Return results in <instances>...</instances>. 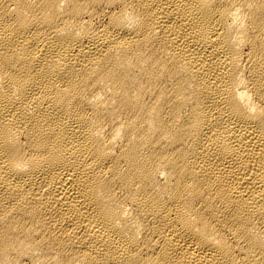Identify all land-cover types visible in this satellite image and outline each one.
Wrapping results in <instances>:
<instances>
[{
	"label": "bare ground",
	"instance_id": "6f19581e",
	"mask_svg": "<svg viewBox=\"0 0 264 264\" xmlns=\"http://www.w3.org/2000/svg\"><path fill=\"white\" fill-rule=\"evenodd\" d=\"M0 264H264V0H0Z\"/></svg>",
	"mask_w": 264,
	"mask_h": 264
}]
</instances>
